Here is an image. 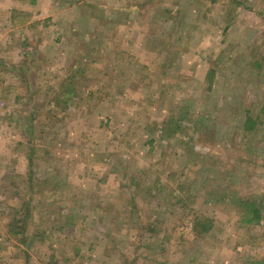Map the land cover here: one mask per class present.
I'll return each instance as SVG.
<instances>
[{
	"label": "rangeland",
	"instance_id": "obj_1",
	"mask_svg": "<svg viewBox=\"0 0 264 264\" xmlns=\"http://www.w3.org/2000/svg\"><path fill=\"white\" fill-rule=\"evenodd\" d=\"M263 105L264 0H0V264H264Z\"/></svg>",
	"mask_w": 264,
	"mask_h": 264
},
{
	"label": "trees",
	"instance_id": "obj_2",
	"mask_svg": "<svg viewBox=\"0 0 264 264\" xmlns=\"http://www.w3.org/2000/svg\"><path fill=\"white\" fill-rule=\"evenodd\" d=\"M212 74V72H210ZM262 112L264 113V105H263V109H262ZM244 125H245V128L249 129L253 126V119L249 116L246 117L245 121H244ZM245 203V207H249V211L251 212V217L248 219L249 222H259V219H260V207H255L254 204H251L250 202H246V201H243ZM208 226L206 223H204L201 227V230L202 231H206L208 230Z\"/></svg>",
	"mask_w": 264,
	"mask_h": 264
},
{
	"label": "crops",
	"instance_id": "obj_3",
	"mask_svg": "<svg viewBox=\"0 0 264 264\" xmlns=\"http://www.w3.org/2000/svg\"><path fill=\"white\" fill-rule=\"evenodd\" d=\"M9 12H10V11H9ZM33 12H34V13H37V11H33ZM30 14H31V15H34V14H32L31 10H30ZM8 22H10V15H9V20L7 21V23H8Z\"/></svg>",
	"mask_w": 264,
	"mask_h": 264
}]
</instances>
